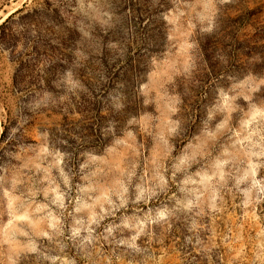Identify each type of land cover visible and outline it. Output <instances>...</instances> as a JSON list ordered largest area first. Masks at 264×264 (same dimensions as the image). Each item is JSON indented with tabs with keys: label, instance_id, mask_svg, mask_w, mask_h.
Instances as JSON below:
<instances>
[{
	"label": "rangeland",
	"instance_id": "1",
	"mask_svg": "<svg viewBox=\"0 0 264 264\" xmlns=\"http://www.w3.org/2000/svg\"><path fill=\"white\" fill-rule=\"evenodd\" d=\"M0 264H264V0H0Z\"/></svg>",
	"mask_w": 264,
	"mask_h": 264
},
{
	"label": "clouds",
	"instance_id": "2",
	"mask_svg": "<svg viewBox=\"0 0 264 264\" xmlns=\"http://www.w3.org/2000/svg\"><path fill=\"white\" fill-rule=\"evenodd\" d=\"M137 199H139V197H137ZM109 231H111V229H109Z\"/></svg>",
	"mask_w": 264,
	"mask_h": 264
}]
</instances>
